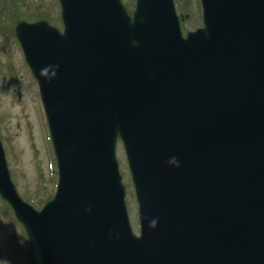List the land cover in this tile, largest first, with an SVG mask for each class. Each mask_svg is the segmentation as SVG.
Listing matches in <instances>:
<instances>
[{
  "label": "water",
  "instance_id": "water-1",
  "mask_svg": "<svg viewBox=\"0 0 264 264\" xmlns=\"http://www.w3.org/2000/svg\"><path fill=\"white\" fill-rule=\"evenodd\" d=\"M182 34L173 0H59L64 30L17 23L57 160L38 211L0 195L25 228V264H264V0H200ZM138 203L132 232L116 158Z\"/></svg>",
  "mask_w": 264,
  "mask_h": 264
},
{
  "label": "rangeland",
  "instance_id": "rangeland-1",
  "mask_svg": "<svg viewBox=\"0 0 264 264\" xmlns=\"http://www.w3.org/2000/svg\"><path fill=\"white\" fill-rule=\"evenodd\" d=\"M128 12L135 0H122ZM185 33L201 24L199 0H174ZM46 20L62 29L58 0H0V136L11 179L19 195L36 209L54 194L56 160L36 81L15 37L20 20ZM119 171L133 232L139 233L138 206L123 146L117 143ZM11 208L0 198V264H23L29 242ZM39 250L35 256L39 261Z\"/></svg>",
  "mask_w": 264,
  "mask_h": 264
},
{
  "label": "flooded vegetation",
  "instance_id": "flooded-vegetation-1",
  "mask_svg": "<svg viewBox=\"0 0 264 264\" xmlns=\"http://www.w3.org/2000/svg\"><path fill=\"white\" fill-rule=\"evenodd\" d=\"M0 138H1V136H0Z\"/></svg>",
  "mask_w": 264,
  "mask_h": 264
}]
</instances>
